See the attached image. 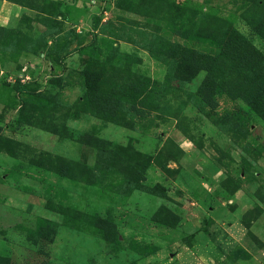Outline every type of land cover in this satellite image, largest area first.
Masks as SVG:
<instances>
[{
	"label": "rangeland",
	"instance_id": "rangeland-1",
	"mask_svg": "<svg viewBox=\"0 0 264 264\" xmlns=\"http://www.w3.org/2000/svg\"><path fill=\"white\" fill-rule=\"evenodd\" d=\"M0 264H264V0H0Z\"/></svg>",
	"mask_w": 264,
	"mask_h": 264
}]
</instances>
